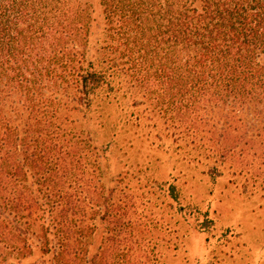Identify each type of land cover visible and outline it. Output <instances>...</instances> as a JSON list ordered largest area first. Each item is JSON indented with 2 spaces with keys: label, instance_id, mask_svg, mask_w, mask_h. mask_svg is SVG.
Segmentation results:
<instances>
[{
  "label": "trees",
  "instance_id": "16d2710c",
  "mask_svg": "<svg viewBox=\"0 0 264 264\" xmlns=\"http://www.w3.org/2000/svg\"><path fill=\"white\" fill-rule=\"evenodd\" d=\"M101 7L92 47L86 0H0V264L131 263L141 221L87 131L102 105L148 104L191 158L264 187V0Z\"/></svg>",
  "mask_w": 264,
  "mask_h": 264
},
{
  "label": "rangeland",
  "instance_id": "374dc122",
  "mask_svg": "<svg viewBox=\"0 0 264 264\" xmlns=\"http://www.w3.org/2000/svg\"><path fill=\"white\" fill-rule=\"evenodd\" d=\"M86 1L95 47L103 10L101 0ZM131 105L99 106L87 125L103 154L106 187L123 190L141 221L142 236L127 233L122 241L127 258H134L130 264H264L262 181L255 187L250 174H235L241 168L235 160L215 171L206 160L212 158H191L157 110Z\"/></svg>",
  "mask_w": 264,
  "mask_h": 264
}]
</instances>
